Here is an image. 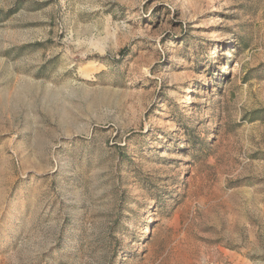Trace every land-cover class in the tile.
<instances>
[{"label": "rangeland", "instance_id": "rangeland-1", "mask_svg": "<svg viewBox=\"0 0 264 264\" xmlns=\"http://www.w3.org/2000/svg\"><path fill=\"white\" fill-rule=\"evenodd\" d=\"M0 12V264H264V0Z\"/></svg>", "mask_w": 264, "mask_h": 264}, {"label": "trees", "instance_id": "trees-1", "mask_svg": "<svg viewBox=\"0 0 264 264\" xmlns=\"http://www.w3.org/2000/svg\"><path fill=\"white\" fill-rule=\"evenodd\" d=\"M20 4H21V2L19 1V2H17V4H16V6H15V8H13L12 10H10V11H7V12H5V17L4 18H9V16L20 6ZM1 13V12H0ZM123 52H125V51H123Z\"/></svg>", "mask_w": 264, "mask_h": 264}]
</instances>
